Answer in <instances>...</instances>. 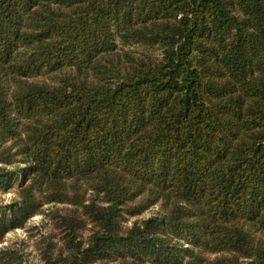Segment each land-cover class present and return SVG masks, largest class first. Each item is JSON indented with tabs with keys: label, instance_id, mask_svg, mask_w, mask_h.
<instances>
[{
	"label": "trees",
	"instance_id": "1",
	"mask_svg": "<svg viewBox=\"0 0 264 264\" xmlns=\"http://www.w3.org/2000/svg\"><path fill=\"white\" fill-rule=\"evenodd\" d=\"M40 214L43 264H264V0H0V244Z\"/></svg>",
	"mask_w": 264,
	"mask_h": 264
},
{
	"label": "rangeland",
	"instance_id": "2",
	"mask_svg": "<svg viewBox=\"0 0 264 264\" xmlns=\"http://www.w3.org/2000/svg\"><path fill=\"white\" fill-rule=\"evenodd\" d=\"M15 197V194L13 191H9L2 195L1 199L4 200L6 203L10 202ZM154 209V208H153ZM153 209H149L146 212H144L141 215L138 216H131L127 215V223L126 225H132L133 222L138 221L142 218H146L154 212ZM48 216L45 214H40L34 216L28 223L26 228L17 229L15 231L10 232L7 235V240L5 243L0 244V246L7 244L8 240H24L26 249L25 251L28 253V259L32 264H43L40 257V251H39V243H35L36 239L39 241V235L37 233V229H40L42 231L48 232L50 231L48 226ZM37 228V229H35ZM33 235V236H32ZM40 242V241H39ZM151 264V263H149Z\"/></svg>",
	"mask_w": 264,
	"mask_h": 264
}]
</instances>
